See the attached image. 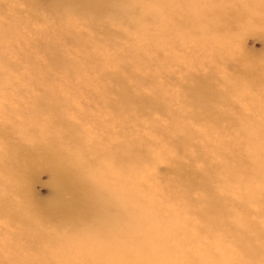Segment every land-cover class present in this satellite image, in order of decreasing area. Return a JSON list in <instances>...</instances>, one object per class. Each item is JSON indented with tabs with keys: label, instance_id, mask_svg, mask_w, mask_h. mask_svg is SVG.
<instances>
[{
	"label": "bare ground",
	"instance_id": "obj_1",
	"mask_svg": "<svg viewBox=\"0 0 264 264\" xmlns=\"http://www.w3.org/2000/svg\"><path fill=\"white\" fill-rule=\"evenodd\" d=\"M14 1L16 3L10 5L7 14L0 12V27L7 26L12 32L19 20L14 23V18L9 16L17 15L18 2ZM21 1L26 5V1ZM111 1L117 0H77L75 3L79 4L77 8L82 6L83 11L97 12ZM131 1L138 12L159 15L161 19H157V22L162 26L166 9L164 2ZM173 1L183 5L186 3L185 0ZM208 1L205 2L206 13L210 17H217L218 24L207 26L206 32L192 30V39L202 43L214 56L223 55L228 60L229 53L233 50L229 46L232 43L225 44L222 41H229L226 36L231 32L251 30L257 24L263 31L261 37L264 36V0L258 7L236 6L229 11L225 6L227 0ZM167 10L171 15L172 8L167 7ZM147 18L148 16L142 21L146 23ZM202 22L204 20L200 23ZM251 23L252 27L249 26ZM195 27L197 25L194 24L192 29ZM163 30L164 28L160 33ZM104 31L107 40L119 35L106 28H103ZM156 32L142 28L135 33L140 37L144 35L155 38ZM129 40H125V50L129 48ZM139 58L133 53L130 60L139 67ZM239 64L245 68L239 79L231 77L233 83L229 88L232 94L230 98L233 99H225L219 103L220 109H210L214 105L213 98H208L211 96L210 92L196 81L197 86L190 92L184 86V91L178 93L173 100L167 95L166 103L164 99L152 98L151 107L146 111L149 104L147 99L129 96V89L143 83V78L134 81L116 77L110 79L111 89H119L121 94V99L109 106V112L112 116L115 115L114 121L120 122L122 126L128 122L122 115L135 110L145 117H151L155 113L165 116L173 124L178 123L180 117H185L186 123L193 126L204 124L205 130L210 133L212 129L209 126L220 127L218 133L209 134L211 140L217 142L210 156L212 159L207 151L194 146V150L190 152V160L187 159L188 162L185 163L184 155L180 156L179 151L192 148V139L198 135V131L173 124L169 129L163 130L155 121V125L146 124L143 128H99L101 132L108 133V137L101 139H96L94 132V135L87 132L89 142L98 148L88 155L74 153L77 150L75 148L65 157L56 151L63 148H54L50 146L51 143L36 145L27 142L22 145L18 142V145L5 148L1 145L0 235L3 242L0 245V264H133L136 261L142 264H166L170 260L171 251L164 254L157 237L154 240L151 233H145L138 238V233H132L135 227L144 229L146 223V219L135 213L140 215L146 208L156 209L161 197L184 212L191 211L186 219L202 222L192 235L196 244L193 253L200 257L179 254V258L171 259L173 264H264V232L254 230L257 227L254 216L249 215L246 210L225 216L239 204L242 207L246 198L252 205L259 202L261 205L257 207L264 212L260 193L254 192L256 186L264 184V116L260 115L264 112L261 106L264 104V88L258 91L264 77V65L248 58H240ZM228 71L229 68L225 72ZM252 91H258L259 94L254 100L249 98ZM171 102H181V110L189 111V116L179 115L174 108L168 111ZM237 108L240 110L236 111ZM36 110L38 113L54 114L57 116L56 121L63 122L61 106L57 108L54 104L47 107L43 105ZM256 116L259 118L255 123L253 118ZM120 135H123L122 138L128 136L127 141L119 138ZM0 137L6 140L8 136L0 130ZM233 137L238 138L237 141L232 140ZM84 141L86 137L77 140V146ZM203 142L206 141L203 139ZM169 147H174L176 151H167ZM170 160L173 161L169 162ZM157 161L160 165L169 162L168 167L173 171L174 180L140 182L139 177H143L145 169L152 168ZM196 164H200V167H194ZM37 168L49 171L55 195L59 198L44 208L22 198V192L28 189L25 182ZM259 170L263 173L256 177ZM212 182H217L216 186L213 187ZM232 183H237L238 191L235 193L228 188ZM142 185L155 187L153 193L149 192L145 196L152 201L151 204L146 199H135L133 196L135 194L131 188L143 190ZM90 192L98 194V197L94 199L87 196ZM195 193L212 196L214 199L204 202ZM234 196L240 201L233 200ZM108 207L111 209L106 211ZM83 208L91 211L89 216L83 214ZM164 213L172 226L180 217L169 209H165ZM50 218H53L52 222L49 221ZM216 231L220 235H214ZM174 243L168 249L171 250ZM130 246L134 248L129 249ZM78 249L79 253H76ZM202 257L206 259H201Z\"/></svg>",
	"mask_w": 264,
	"mask_h": 264
},
{
	"label": "rangeland",
	"instance_id": "obj_2",
	"mask_svg": "<svg viewBox=\"0 0 264 264\" xmlns=\"http://www.w3.org/2000/svg\"><path fill=\"white\" fill-rule=\"evenodd\" d=\"M24 1L26 5L22 4L21 0H17V15L9 14L14 18V23L19 19L15 30L12 32L7 26L0 27V130L6 132L8 136L6 140L0 137V146L4 148L13 144L18 145V142L22 145H26L27 142L36 145L51 143L50 146L54 148H63L56 151L65 157H68L75 148L77 150L73 151L74 153L81 152L88 155L98 148L89 142L87 134L94 132L96 139L108 137V133L101 132L99 128H143L146 124L155 125L154 121L163 130L171 127L173 123L169 122L165 116L155 113L151 117H145L135 110L122 115L124 120H128L122 126L120 122L114 121L115 115L112 116L109 112V106L112 102L121 99V94L119 89L114 87L111 89V78H124L127 81L143 78L145 80L143 83L129 89V96L147 99L149 104L145 108L146 111L151 107L152 98L164 99L166 103L167 95L173 100L178 93L184 91V86H187V92H190L197 86L196 81L210 92L211 96L208 98L212 97L214 101L210 109H220L218 104L232 95L229 88L233 83L231 77L239 79L245 68L239 64L240 58H248L258 62L259 65H264V36L261 37L263 31L257 24L251 30L236 33L234 31L226 36L229 41L222 42L232 43L229 46L233 48L228 60L223 55L214 56L202 43L192 39L193 31L206 32L207 26L218 24L217 17H210L206 13L205 2L208 0H185L184 5L173 0H156L164 2L166 8L163 13V27L159 21L157 22V19H161L159 15L138 12L131 4V0L127 3L125 0L111 1L104 9L101 8L97 12L83 11L82 6L77 8L79 5L75 3L77 0ZM262 1L227 0L225 6L228 11L234 10L236 6L253 8L258 7ZM15 3L14 0H0V12L7 14L10 5ZM167 7L172 8L171 15ZM146 16L148 21L144 23L142 19L144 20ZM178 20L179 23H177ZM201 20H204V23H200ZM2 22L5 23L3 20ZM194 24L197 27L192 29ZM249 26L252 27L253 24ZM103 28L122 36L114 35L112 39L107 40ZM142 28L150 32L157 31V36L155 38L138 36L135 32ZM162 28L164 30L160 33ZM126 39H130L128 50H125ZM133 53L140 57L138 62L142 66L137 67L130 60ZM228 68L229 71L226 73ZM260 82L262 84L258 91L264 88V77ZM258 91L250 92V100L257 98ZM53 104L57 108L62 107L60 114L63 122L56 121L57 116L54 114L38 113L36 110L39 106L47 107ZM261 106L264 109V104ZM173 108L179 115L184 116L189 113L186 109L181 110L183 108L181 102H171L168 111ZM239 110L236 109V111ZM260 115L264 116V112ZM256 117L253 118L255 123L259 118ZM185 119L187 120L185 117H180L178 122L180 124L173 125L194 128V132L198 131V135L192 139V148L179 151L180 156L184 155V162L187 163L192 156L190 152L195 146L197 149L201 147L207 151L210 157L217 143L211 140L210 136L218 133L220 127L209 126L212 129L210 133L205 130L204 124L193 126L186 123ZM84 135H86V141L77 146V140L85 138ZM122 137L123 135L119 136V138ZM124 137L126 138L122 140L127 141L128 136ZM237 139L232 138L235 141ZM167 151L175 152L176 150L174 147H169ZM171 161L173 160L169 162ZM169 162L160 165L157 161L152 168L145 169V174H142V178L139 177V181L142 183L155 180L172 182L174 176L173 171L168 167ZM194 167L199 168L200 164ZM260 171L255 175L256 177L263 173ZM216 184L217 182H212L211 185L214 187ZM236 184L232 183L228 187L232 193L238 191ZM25 186L28 189L22 192V198L42 205L43 208L59 199L55 195V186L51 184V174L46 169L37 168L36 172L27 178ZM142 187L146 189L131 188L135 199L136 197L146 199L145 196H148L149 192L153 193L155 188L144 185ZM254 192L260 193V199L264 202V184L256 186ZM200 194L195 193L201 201L207 202L214 199L211 198L212 196ZM86 195L94 199L98 197V194L94 192ZM232 199L239 200L236 196ZM146 202L151 204L152 201L146 199ZM250 203L252 202L246 198L242 207L239 204L234 211L226 213L225 216L243 213L246 210L249 215L254 216L257 226L254 230L259 233L264 232V212L262 208L257 207L261 204ZM110 209L111 207H108L106 211ZM165 209L180 215L173 226L166 218ZM90 212L88 208H83V214L89 216ZM190 212L189 210L184 212L183 209L172 206L167 199L161 197L156 209L146 208L140 215L135 213L146 219V223L144 229L135 227L132 233H138V238L145 233H151L154 240L157 237L164 254L171 251L170 260L166 264H173L171 259L179 258V254L198 258L200 256L193 253L196 244L192 235L202 222L186 219ZM255 214L262 215L255 216ZM49 221L52 222L53 218ZM230 224L233 225L231 222ZM214 235L218 236L220 232L216 231ZM2 242L0 235V245ZM172 242L175 243L170 250L168 247ZM133 248L134 246L129 247V249ZM76 253H79V249ZM133 264L142 263L136 261Z\"/></svg>",
	"mask_w": 264,
	"mask_h": 264
}]
</instances>
